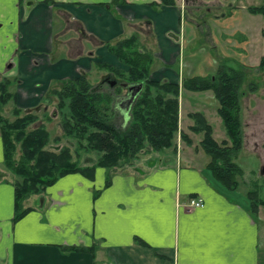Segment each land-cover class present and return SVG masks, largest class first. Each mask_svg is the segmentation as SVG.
Here are the masks:
<instances>
[{"label": "crops", "instance_id": "0c3cea01", "mask_svg": "<svg viewBox=\"0 0 264 264\" xmlns=\"http://www.w3.org/2000/svg\"><path fill=\"white\" fill-rule=\"evenodd\" d=\"M184 9L180 0H0V81L17 80V105L43 112L39 122L48 125L50 91L62 80L85 74L100 84L109 71L99 62L127 70L107 43L138 34L155 55L152 77L181 83L180 133L192 140L179 133L177 151L158 153L146 167L65 175L27 198L32 210L14 221L15 177L4 165L0 136V264H264L263 210L255 217L245 200L212 180L203 133L190 130L191 112L205 114L214 136L222 121L213 90L182 85ZM125 106L128 114L127 100ZM192 196L204 205L188 211L183 203ZM94 243L95 254L62 248Z\"/></svg>", "mask_w": 264, "mask_h": 264}, {"label": "trees", "instance_id": "16d2710c", "mask_svg": "<svg viewBox=\"0 0 264 264\" xmlns=\"http://www.w3.org/2000/svg\"><path fill=\"white\" fill-rule=\"evenodd\" d=\"M125 1L113 0V3ZM161 3L174 5L176 0H161ZM249 10L264 13V5L250 6ZM107 46L110 53L128 67L127 70L99 62L100 69L109 71V76L100 84H93L82 74L62 80L59 88L50 91L57 98L56 107L63 136L75 139L79 148L98 152L100 155L93 163L83 164L75 159L69 145L56 150L49 148L51 133L45 122H39L38 113L15 105L14 118L6 117L3 108L11 100L16 102V91L12 87L17 80L4 78L0 81V136L4 145V165L16 176L14 221L32 210V207H25L27 198L45 192L65 175L82 173L92 178L97 167L112 171L128 167L148 145L153 150L175 145L180 124L181 83L152 77L155 55L141 45L138 34L115 43L108 42ZM260 67L264 69V55ZM244 77V70L221 65L214 78L193 75L182 80V85L189 90H213L219 101L218 113L228 139L219 142L214 137L213 126L203 112H191L190 117L194 120L191 130L203 133L200 145L210 156L206 169L225 192L236 191L240 185L239 177L245 173L236 162L244 146L241 117ZM104 82H108L107 86ZM123 82L143 83V86L128 108L127 124L120 125L118 110L126 105V100L128 106L127 97L130 96ZM44 116L47 121L52 119L47 113ZM182 138L188 143L192 142L186 133H182ZM110 182L111 176L108 175L106 183ZM246 202L248 209L257 217L260 207L264 205L257 181L248 190ZM62 248L65 251L95 254L98 244L66 245Z\"/></svg>", "mask_w": 264, "mask_h": 264}, {"label": "rangeland", "instance_id": "374dc122", "mask_svg": "<svg viewBox=\"0 0 264 264\" xmlns=\"http://www.w3.org/2000/svg\"><path fill=\"white\" fill-rule=\"evenodd\" d=\"M180 1L183 2L186 8L182 19V33L179 34L180 42L183 43L182 66L183 62L186 64L184 69L182 68V76L202 75L214 77L221 65L239 68L245 72L244 83L241 88L244 146L236 158V162L240 164L245 173L242 177H239V188L233 192L228 191V193L238 200L246 201L248 190L257 181L260 184V193L264 197V69L260 67L264 55V13H253L249 10L250 6L263 5L264 0ZM215 43L217 47L214 46ZM98 77L97 72L94 71L91 80L96 82L95 79ZM126 94L128 93L126 92ZM204 99L207 103H210L207 96ZM56 103L57 98L54 96L50 110L47 112L52 117L48 125L46 124L52 137L48 147L56 150L64 145H69L75 159H79L83 164L95 162L100 155L98 152L79 148L75 139L63 136ZM15 105L17 103L11 100L4 106L3 114L8 118H14L13 108ZM38 108L42 109L43 105ZM125 108L126 106L122 105L121 111L118 110L120 111V125L127 124ZM27 111L36 112L40 117L43 115V112L36 111V108L27 109ZM220 119L222 121L221 116ZM179 133L180 124L173 147L153 150L148 145L131 161L129 166L146 167L150 162H157L158 153L168 150L176 152ZM182 133L185 132L181 131V138ZM214 137L219 142L228 139L223 121L221 127L217 126ZM208 157L210 160L209 155ZM104 169L107 174L112 171L108 168ZM11 174L16 178L13 173ZM260 209L263 210V218L260 223L264 231V205ZM257 217H260L259 213Z\"/></svg>", "mask_w": 264, "mask_h": 264}, {"label": "water", "instance_id": "95a60500", "mask_svg": "<svg viewBox=\"0 0 264 264\" xmlns=\"http://www.w3.org/2000/svg\"><path fill=\"white\" fill-rule=\"evenodd\" d=\"M214 78V77H213ZM124 87L128 89V92L130 93V96L128 98V108L134 101L136 95L139 93V91L142 89L143 83H129V82H124L123 83Z\"/></svg>", "mask_w": 264, "mask_h": 264}, {"label": "built area", "instance_id": "2783aa9c", "mask_svg": "<svg viewBox=\"0 0 264 264\" xmlns=\"http://www.w3.org/2000/svg\"><path fill=\"white\" fill-rule=\"evenodd\" d=\"M204 205V199L202 197L192 196L187 202L183 203V207L191 211L195 208L202 207Z\"/></svg>", "mask_w": 264, "mask_h": 264}, {"label": "flooded vegetation", "instance_id": "af4514ba", "mask_svg": "<svg viewBox=\"0 0 264 264\" xmlns=\"http://www.w3.org/2000/svg\"><path fill=\"white\" fill-rule=\"evenodd\" d=\"M264 5V4H263Z\"/></svg>", "mask_w": 264, "mask_h": 264}]
</instances>
